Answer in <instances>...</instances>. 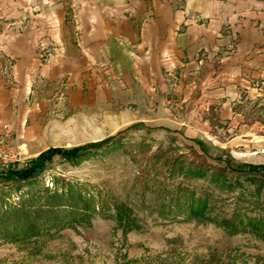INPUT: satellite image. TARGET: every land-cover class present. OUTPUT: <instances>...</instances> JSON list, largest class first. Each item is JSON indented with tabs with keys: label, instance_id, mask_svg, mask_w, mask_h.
<instances>
[{
	"label": "rangeland",
	"instance_id": "rangeland-1",
	"mask_svg": "<svg viewBox=\"0 0 264 264\" xmlns=\"http://www.w3.org/2000/svg\"><path fill=\"white\" fill-rule=\"evenodd\" d=\"M164 1L194 24L208 23L187 0ZM55 2L80 33V0H0V76L7 85L19 84L18 59L2 44L9 34L39 28ZM231 19L222 22L218 47L198 50L195 70L166 67L152 89L127 84L106 62V95L71 107L76 84L34 74L28 101L50 108L32 139L30 119L26 131L11 126L24 144L18 168L43 148L116 136L82 158L57 154L31 178L0 177V264H264V171L245 170L264 165L263 72H250L234 90L203 83L240 48ZM37 44L46 65L55 42ZM217 88L225 90L215 95ZM81 199L92 207L76 211L67 201Z\"/></svg>",
	"mask_w": 264,
	"mask_h": 264
},
{
	"label": "crops",
	"instance_id": "crops-1",
	"mask_svg": "<svg viewBox=\"0 0 264 264\" xmlns=\"http://www.w3.org/2000/svg\"><path fill=\"white\" fill-rule=\"evenodd\" d=\"M80 2V33L67 23L65 10L59 8L62 3L55 2L52 8L55 10L39 19V28L7 36L2 47L18 59L15 76L19 84L9 86L0 76V126L8 124L16 130H25L30 119L33 123L27 128L29 138L39 131L38 118L50 105L28 101L34 74L44 75L52 82L67 76L76 84L69 105L81 107L97 92L106 95L103 80L106 62L127 84H141L149 89L163 79L166 67L195 70L198 50L218 47L220 27L227 17L237 22L240 48L226 60L221 74L205 75L204 86L217 82L234 90L239 84L246 85L247 75L255 71L258 75L263 72L264 78V0H187L188 10L208 18L203 25L194 24L185 12L175 11L164 0ZM148 5L151 12L147 11ZM238 14L242 17L240 22ZM40 39L45 44L55 42V54L46 65H41L36 53ZM95 64L101 65L94 67ZM224 90L217 88L214 93L218 95Z\"/></svg>",
	"mask_w": 264,
	"mask_h": 264
},
{
	"label": "trees",
	"instance_id": "trees-1",
	"mask_svg": "<svg viewBox=\"0 0 264 264\" xmlns=\"http://www.w3.org/2000/svg\"><path fill=\"white\" fill-rule=\"evenodd\" d=\"M121 133V131H120ZM119 134V133H118ZM116 135L114 136H109L108 138H105L103 140L97 141V142H92V143H86L81 146H77L71 149H64V148H57V147H50L46 149L45 151L41 152L35 160L30 162L26 167L18 168L16 165L11 166L9 169L5 170L4 172H0V177H5V178H18V179H28L36 175L37 171L41 169L44 164L49 160L51 161L55 155L61 154L65 158L69 160L77 159V158H82L85 157L90 153L91 150L93 149H99L102 146L110 143L115 138ZM246 171L250 172H260L264 171V165H247V168L245 169ZM255 181V178H253ZM74 196V195H73ZM75 198V197H74ZM73 198V199H74ZM83 199H81L82 201ZM69 201V205H72L71 207L74 208L76 211H82L85 210L87 211L88 208H91L92 206L89 204L88 200H83L81 204H76L73 205L74 203ZM68 205V207H70ZM16 209V213L18 215V211L22 210L18 208ZM28 209L30 211L31 208H24L22 211L23 214H29ZM95 209V208H93ZM84 212V211H82ZM82 215V213H81Z\"/></svg>",
	"mask_w": 264,
	"mask_h": 264
},
{
	"label": "built area",
	"instance_id": "built-area-1",
	"mask_svg": "<svg viewBox=\"0 0 264 264\" xmlns=\"http://www.w3.org/2000/svg\"><path fill=\"white\" fill-rule=\"evenodd\" d=\"M22 138L8 124L0 126V170L3 172L23 161Z\"/></svg>",
	"mask_w": 264,
	"mask_h": 264
}]
</instances>
